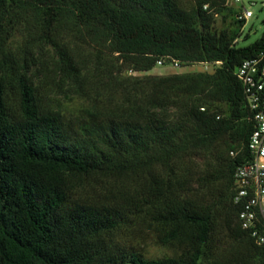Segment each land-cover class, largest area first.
Listing matches in <instances>:
<instances>
[{
	"label": "trees",
	"instance_id": "trees-1",
	"mask_svg": "<svg viewBox=\"0 0 264 264\" xmlns=\"http://www.w3.org/2000/svg\"><path fill=\"white\" fill-rule=\"evenodd\" d=\"M201 14L180 10L176 0H0V46L17 34L50 46L67 95L86 102L68 115L56 111L25 63L9 76L0 66V264H211L209 252L226 251L229 242L232 264H264V245L242 229L232 200L233 173L249 158L253 130L235 71L264 53V31L239 46L237 29L197 28ZM73 36L118 53L135 71L150 70L163 57L220 65L213 73L134 76L96 89L87 62L70 50ZM217 101L227 104L228 114L211 110ZM238 124L242 144L228 145L234 159H219L216 148L214 163L195 160ZM145 169L149 185L137 202L113 193L98 201L72 193L77 177L122 178ZM220 192L219 205L207 204ZM145 226L175 247L174 254L139 252L129 240Z\"/></svg>",
	"mask_w": 264,
	"mask_h": 264
},
{
	"label": "rangeland",
	"instance_id": "rangeland-1",
	"mask_svg": "<svg viewBox=\"0 0 264 264\" xmlns=\"http://www.w3.org/2000/svg\"><path fill=\"white\" fill-rule=\"evenodd\" d=\"M180 10L187 13L194 14L201 12L202 14L198 19H195L194 25L201 30V24L207 23L212 31H220L224 28L237 29L241 32L237 38L236 44L239 46L247 45L257 38H259L264 31V0H250L255 2L245 1V6L254 12V15L246 21L241 27L240 23L236 21V12L239 10L238 4L233 0H209L202 5L204 0H176ZM70 50L78 59H83L87 63V74L90 82L94 84L96 89H102L103 86L112 87L114 83L125 79L127 77H147V76H164L176 73L191 74L197 72L213 73L220 65V62H185L179 68L171 65L170 61L174 58L163 57V64H156L150 70L135 71L131 69L130 63L123 62V58L118 54H110L106 51L97 50L94 40L87 38L86 40L80 37L73 36L71 38ZM26 60V62H24ZM58 57L55 51L41 42H31L25 35L17 34L10 41V43L0 46V66L7 76L11 75L14 70L21 69L25 63L27 65L28 74L33 79V85L41 94L49 95L50 102L61 113L66 115L77 112L83 107L86 102L82 98L75 96H68L66 91L65 80L58 72L56 61ZM218 109L223 111V114H228L227 104L225 102H215L211 110ZM170 108L169 110H172ZM240 141H238V140ZM243 129L238 124L233 133H228L220 136L218 139L211 142V149L203 154L195 155V160L199 163H214L215 157L211 154L216 148L221 149V153L217 157L225 158L226 161L234 159L229 154L228 145L234 143L242 144ZM219 155V156H218ZM149 169V168H148ZM153 170L159 174L164 171L160 164H154ZM149 170H135L125 177L119 178L117 176H109L104 173H95L83 177L72 179L71 187L72 193L78 197L92 199L98 201L100 195L113 193L114 195H125L132 197L134 202L138 201L137 193L142 187L147 188L149 185ZM196 188L195 185H193ZM227 197L230 199V188L226 192ZM207 198V197H205ZM221 192L217 197L208 199L207 204L219 205ZM228 199V200H229ZM100 203L107 205L109 201L104 198L100 199ZM205 204V203H204ZM117 201L112 202L110 207L116 208ZM120 208V207H119ZM150 210L149 207H147ZM120 209H125L120 208ZM145 217L149 222L150 213L148 212ZM147 226V225H146ZM144 227L141 235L136 236L132 242L134 247L147 258H161L164 256L173 255L175 247L165 245L156 239L148 227ZM213 244V247H215ZM231 247L232 243L226 244ZM224 246L226 251L220 247L217 250L209 252V262L211 264H232L230 253L232 251Z\"/></svg>",
	"mask_w": 264,
	"mask_h": 264
},
{
	"label": "built area",
	"instance_id": "built-area-1",
	"mask_svg": "<svg viewBox=\"0 0 264 264\" xmlns=\"http://www.w3.org/2000/svg\"><path fill=\"white\" fill-rule=\"evenodd\" d=\"M245 1L233 0L240 5L237 18L248 21L254 12L245 6ZM175 68L183 64L177 59L170 61ZM163 64V58L157 60ZM241 81L247 105L251 112L253 130L247 148L249 158L239 164L233 173V203L239 207L237 219L245 231L258 245H264V53L248 58L236 68ZM234 155V151H231Z\"/></svg>",
	"mask_w": 264,
	"mask_h": 264
}]
</instances>
